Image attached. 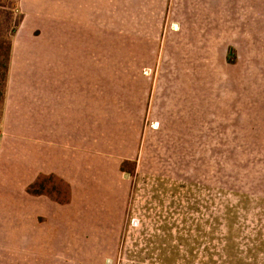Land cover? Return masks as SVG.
Instances as JSON below:
<instances>
[{"label": "rangeland", "instance_id": "rangeland-1", "mask_svg": "<svg viewBox=\"0 0 264 264\" xmlns=\"http://www.w3.org/2000/svg\"><path fill=\"white\" fill-rule=\"evenodd\" d=\"M124 2L107 17L129 35L95 46L39 17L17 28L21 87L59 77L82 114L49 156L5 130L0 264H264V0L230 15L229 46L181 31L174 0L163 17Z\"/></svg>", "mask_w": 264, "mask_h": 264}, {"label": "crops", "instance_id": "crops-1", "mask_svg": "<svg viewBox=\"0 0 264 264\" xmlns=\"http://www.w3.org/2000/svg\"><path fill=\"white\" fill-rule=\"evenodd\" d=\"M122 1L125 2L120 4V6L124 8L126 5L129 6L132 10V15H136L135 17L139 13L143 14L145 10L150 9L151 0ZM255 1L252 0L254 9L256 8ZM166 2L167 0H162L161 8L158 11L162 17L165 15ZM19 9L23 14V21L24 19L26 20V17H39L52 25L56 23L61 24L62 30L66 33L63 40V45L65 44V46L74 44L71 43V40H73H70L71 35L76 36L77 39L82 35H87L93 41V46H95L94 40H101L102 34L117 38L119 34L124 32H121L122 30L119 31L118 26L113 24L114 20L111 16L107 17V14L118 13V0H34L33 2L20 0ZM244 9L245 0H174L171 17L173 18L177 15L178 19H180L175 24L178 25L181 31L186 29L189 32V30L195 29L196 37L197 31L198 38L211 39L213 45L215 32L218 30L222 31V34L226 38L225 43L222 44L229 46L230 15L234 18V21L239 22L241 21L240 15ZM193 20L195 24H192ZM105 22L109 25L113 24L114 27L103 28L102 24ZM195 25L197 27L193 28ZM254 28L255 37L256 35L259 36L256 31H260V28H256V26ZM27 29V26L21 25L19 31H26ZM124 33L129 35V32L125 31ZM16 43H18V39L14 37L8 86L0 122V148L4 140L5 130L8 131L11 128L17 133L10 135L15 136L13 139L17 144L13 145L23 146L21 148L25 153H29L28 146H30L32 147L31 153H34L33 156L38 157L39 151H41L39 146L41 143H46L45 155L49 156V152L53 151L48 144L57 141L58 138L63 142V134L65 133L66 135V128L63 133H61L60 128L63 126L67 127L75 118L79 119L82 111L81 114L78 113L80 111L74 113V107H70L71 103L68 98L70 94L69 86H48L50 83L55 84L59 77H50V83L49 81L45 82L46 87H44L45 85H39L36 80H29V83H27L28 87H21L24 85V82H20L17 74L12 71ZM198 44L202 43L199 42ZM63 74H61L62 79H70V76H67L68 74ZM34 79H36L35 76ZM7 123L11 126H8Z\"/></svg>", "mask_w": 264, "mask_h": 264}, {"label": "trees", "instance_id": "trees-1", "mask_svg": "<svg viewBox=\"0 0 264 264\" xmlns=\"http://www.w3.org/2000/svg\"><path fill=\"white\" fill-rule=\"evenodd\" d=\"M19 0H0V122L8 86L13 39L23 18ZM18 14L19 19L15 16Z\"/></svg>", "mask_w": 264, "mask_h": 264}]
</instances>
